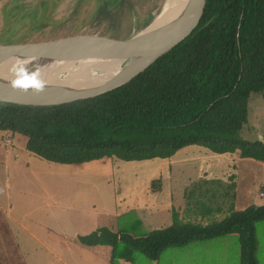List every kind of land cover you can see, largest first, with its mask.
<instances>
[{
	"label": "trees",
	"instance_id": "1",
	"mask_svg": "<svg viewBox=\"0 0 264 264\" xmlns=\"http://www.w3.org/2000/svg\"><path fill=\"white\" fill-rule=\"evenodd\" d=\"M253 92L264 99V0H210L189 37L115 90L51 107L0 103V136L21 134L28 151L61 164L169 158L188 145L264 162V140L242 134ZM224 185L232 194L233 182ZM150 187L160 191L162 179ZM193 187L185 198L193 196ZM227 211L200 224L173 209L169 225L150 231L130 212L115 229L100 227L77 240L109 246L110 264H137L143 257L158 261L167 248L234 234L240 264H260L256 224L264 221V204L235 210L229 202Z\"/></svg>",
	"mask_w": 264,
	"mask_h": 264
},
{
	"label": "rangeland",
	"instance_id": "2",
	"mask_svg": "<svg viewBox=\"0 0 264 264\" xmlns=\"http://www.w3.org/2000/svg\"><path fill=\"white\" fill-rule=\"evenodd\" d=\"M164 1L0 0V43H8L17 36L51 32L60 26L70 28L104 17L146 13ZM45 71L56 72L57 68ZM247 106L248 122L243 127V136L249 140H260V136L264 139V99L261 93H251ZM154 160L127 162L112 157L81 164H61L28 151L25 136L3 133L0 136V218L8 231L2 229V237L13 236V230L18 228L16 237L20 239V249L17 252L30 264H64L60 258L70 264L74 251L85 256L81 251L83 247L76 239L74 241V233L87 234L97 227L115 224L122 217V196L124 199L134 196L139 189L143 197L153 193L151 181L160 178L159 168L151 164L156 162ZM235 166L234 180L229 177L226 183L233 180L232 194L221 183H214V188L207 187L208 193L203 188L193 187L192 199L186 198L185 204L182 203L197 215L184 212L182 220L200 224L220 220L228 213L229 202L234 204L236 198L239 207L264 204V196L260 194L264 185V162L246 158L242 162L237 160ZM192 184L185 189L192 188ZM183 187L178 184L171 187L174 200L181 197ZM169 188H166V195ZM219 206L221 211L217 210ZM172 213L171 210L168 214L169 222ZM16 222L25 228H20ZM70 238L75 243L74 248L73 244H68ZM256 238V257L260 264H264V221L256 224ZM98 249L104 255L93 257L88 264L94 261L95 264H107L106 257L109 258L111 253L109 246ZM240 253L237 235L232 234L195 241L182 248H169L160 255V260L145 262L143 257L137 264H240Z\"/></svg>",
	"mask_w": 264,
	"mask_h": 264
},
{
	"label": "water",
	"instance_id": "3",
	"mask_svg": "<svg viewBox=\"0 0 264 264\" xmlns=\"http://www.w3.org/2000/svg\"><path fill=\"white\" fill-rule=\"evenodd\" d=\"M209 1L183 0L171 6L165 0L146 13L104 17L70 28L60 26L51 32L17 36L0 43V103L51 107L115 90L189 37L199 26ZM166 13L172 14L161 20ZM95 59L120 60L121 68L102 82L69 86L44 83L38 93L21 91L8 83L13 78L9 69L17 60H22L23 65L16 72L24 78L38 67L50 70L71 61Z\"/></svg>",
	"mask_w": 264,
	"mask_h": 264
},
{
	"label": "crops",
	"instance_id": "4",
	"mask_svg": "<svg viewBox=\"0 0 264 264\" xmlns=\"http://www.w3.org/2000/svg\"><path fill=\"white\" fill-rule=\"evenodd\" d=\"M259 139L264 140L262 136H260ZM154 159H156L154 160L156 162L152 161L151 164L155 168L157 169L159 168L157 171L158 172L160 171L159 175L160 178L162 179V184H163L161 191L156 193L153 192L152 194L143 197L142 194L139 193L141 191V189H139L137 194H134V196L126 197V199H124L125 197L122 196L121 198L123 200V205H122L123 207L121 208V212H120L121 215L119 214L120 216H122L124 214H129L131 212L132 217H137L142 221L143 226L147 231L163 228L169 225L170 222L168 220V214L173 209L179 212V216L181 219L182 216L184 215V212L187 215L196 216L197 214L194 213L193 211L188 210L187 206L183 207L182 201L184 202V204L187 201V199L184 198V192L187 189V188L185 189V187L191 184L192 182L193 183L195 182L197 189L203 188L208 193L207 187L214 188L215 187L214 183L226 184L228 182L229 177L233 178V176L236 175L237 168L235 166V162L237 160L239 161L240 159L241 162L246 161V158H241L239 156L238 151L234 153L218 154L212 152L208 148L199 145H188L186 147H183L179 149L173 156L169 158H161V161L158 160L159 158H154ZM231 163H234L233 168H231L232 166ZM233 180L231 179L229 183L233 182ZM175 184L184 186L181 193V197H179L176 200H174L173 196L171 195L172 192L171 187ZM149 185L150 184L147 183L148 187ZM167 187H170L168 195L165 194ZM236 191H237V187H236ZM234 201L235 203L233 205L235 210H242L245 207H247L246 204H244V206L239 207L238 204L236 203L239 202L238 198H236V200ZM0 217L2 218V215H0ZM1 218H0V264H30L26 262V259L24 257L18 255L17 250L20 249V244H18L20 243V239L16 237V234H18L19 232L18 228L13 230V236L10 234L7 238L2 237L3 234L2 229H5L7 231L8 229L4 224H2ZM16 223L20 228H25L20 224V222H16ZM116 223L112 224L113 226L111 225L108 228L115 229L114 226H116ZM10 236H12L11 239ZM73 237L75 241V239L77 240L78 235L74 233ZM68 244L70 245L73 244V248H74L75 243H73L71 238L70 240H68ZM101 246L103 245L82 246L83 249H81V251L85 252V256H83L80 251H79L80 253L79 252L77 253L76 251L73 250L74 254L72 260L68 258L70 264H75L76 262H81V264H88L90 260L93 261V257L96 258L99 254L104 255L103 251L98 249ZM167 249H165L162 252V254L166 252ZM13 250H16V252H13ZM24 250H27V248H24ZM106 259L108 260L107 264H110V256L109 258L106 257ZM60 260L64 264H69L68 261L65 262L63 258H60ZM169 260L172 262L175 261V259L173 260L169 259ZM94 262L93 264H95ZM142 262L144 261L142 260ZM127 263L130 264V262L121 260L119 264H127Z\"/></svg>",
	"mask_w": 264,
	"mask_h": 264
},
{
	"label": "bare ground",
	"instance_id": "5",
	"mask_svg": "<svg viewBox=\"0 0 264 264\" xmlns=\"http://www.w3.org/2000/svg\"><path fill=\"white\" fill-rule=\"evenodd\" d=\"M181 1L183 0H170L169 5L174 6ZM171 14L166 13L161 20L167 19ZM161 20H157L156 23H160ZM121 64L120 60L71 61L60 67L55 66L54 68H57L56 72H47L39 67L36 72L39 73L40 79L44 83H58L68 86L83 85L104 81L113 73H116L121 68Z\"/></svg>",
	"mask_w": 264,
	"mask_h": 264
},
{
	"label": "clouds",
	"instance_id": "6",
	"mask_svg": "<svg viewBox=\"0 0 264 264\" xmlns=\"http://www.w3.org/2000/svg\"><path fill=\"white\" fill-rule=\"evenodd\" d=\"M22 65V60H17L11 65L9 71L13 78L8 81L9 85L13 88H19L21 91H28L30 89L33 93L40 92L44 87V82L40 79L39 73L34 72L31 76L21 78L17 74L16 69Z\"/></svg>",
	"mask_w": 264,
	"mask_h": 264
},
{
	"label": "built area",
	"instance_id": "7",
	"mask_svg": "<svg viewBox=\"0 0 264 264\" xmlns=\"http://www.w3.org/2000/svg\"><path fill=\"white\" fill-rule=\"evenodd\" d=\"M261 196H264V185L262 187V191L260 192Z\"/></svg>",
	"mask_w": 264,
	"mask_h": 264
}]
</instances>
